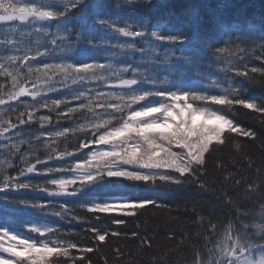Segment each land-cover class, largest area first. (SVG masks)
<instances>
[{
  "label": "snow or ice",
  "instance_id": "1",
  "mask_svg": "<svg viewBox=\"0 0 264 264\" xmlns=\"http://www.w3.org/2000/svg\"><path fill=\"white\" fill-rule=\"evenodd\" d=\"M151 3L0 0V77L11 80L7 91L0 83V106H7L0 109V214L31 217L22 221L23 232L0 223V264H94L89 254L99 253L106 237H127L118 230L126 217L139 219L148 206L171 212L170 205L149 198L153 192L186 185L215 200L185 209L190 221L170 217L200 229L195 235L203 236V248L193 246L191 264H264V96L251 97L244 86L264 87V66L249 67L245 56L234 55L264 62V22L233 24L217 34L201 32L195 17L177 26L146 18L131 22L119 14ZM213 67L222 74L211 80L215 92L192 79ZM61 91L59 98L49 96ZM41 109L49 114L39 115ZM244 109L258 119L259 134L233 119ZM9 110L17 113L16 123L5 118ZM65 121L74 126L60 127ZM36 122L39 135L31 132ZM70 136L79 137L72 151ZM236 137L253 141L258 166L249 145ZM224 148L237 159L229 165L217 158V186L209 179L208 158ZM242 168H254L255 180H245ZM225 209L223 217L216 215ZM112 213L122 215H100ZM49 217L75 222L81 231L61 228ZM184 232L181 244L188 239ZM172 238L170 233L166 239ZM140 242L151 245L149 237ZM167 255L153 256L150 264H172Z\"/></svg>",
  "mask_w": 264,
  "mask_h": 264
},
{
  "label": "trees",
  "instance_id": "2",
  "mask_svg": "<svg viewBox=\"0 0 264 264\" xmlns=\"http://www.w3.org/2000/svg\"><path fill=\"white\" fill-rule=\"evenodd\" d=\"M139 2V0H137ZM183 4V6H182ZM182 6V7H181ZM195 6V7H194ZM119 14L126 20L131 22H138L141 19H148L152 24L157 23H175L179 26L181 23L190 22L193 17L197 18L200 22L201 32H213L217 34L221 31H227L231 29L233 24H240L242 28L251 25H261L264 22V0H152L151 6L138 10V12L133 13L130 9L120 11ZM224 22V28L220 29L217 25V21ZM224 39H228L227 36ZM244 47V45H241ZM235 56L243 55L246 57L245 62H249V67L252 66H264V62L255 60L250 57L248 53H237ZM232 59L234 57H228ZM222 74L219 73L216 67L209 68L206 71L204 77H196L194 74L192 79L199 80L198 86H209L210 91L215 92L216 89L211 85L212 79H218ZM238 80H243V78H237ZM0 83L5 84V91L11 88L10 78L0 77ZM30 86V85H29ZM244 86L248 87L249 91L247 95L255 98L264 96V87L260 85L249 86L247 82H244ZM89 87H96L95 84L89 85ZM105 90V89H101ZM64 92H58L55 94H49L51 98H59ZM29 103L32 102L31 98H24ZM156 99V97L150 98ZM15 106V102H13ZM7 106H0V109ZM22 109H18L20 111ZM251 110H241L240 113L233 117L237 123H240L243 127H251L260 133L261 125L254 114L249 115ZM48 110L41 109L39 115H47ZM17 113H13L10 110L5 112V118L11 119L13 123H16ZM54 116V114H53ZM26 118V117H25ZM74 126L69 121L62 122L60 127H71ZM47 130H54L48 125L43 126ZM41 125L39 122L33 123L31 132L34 135H39V130ZM22 132H27L26 126H20ZM234 136L236 134H233ZM22 138H27L23 136ZM241 143L249 145V148L254 152V158L257 159V166L259 165V153L256 149H252L251 145L253 141L247 137H236ZM79 137L70 136L67 144L68 150L72 151V148L77 144ZM3 140V137H0ZM254 143L258 144L259 141ZM27 146H22V150ZM59 147L63 149L65 147L64 142L59 143ZM87 149L82 150V152L76 153L77 156H81L82 153H87ZM41 156L43 158V149H41ZM207 156V154H206ZM217 158L225 161L227 164H231L232 161L237 159V156L230 151L228 148H224L222 152H214L212 156L208 158V171L210 181H215L217 186H219L220 174L214 167ZM5 159V154L0 152V161ZM11 164L14 166H19L18 160H11ZM39 167V166H38ZM230 171H235V169L229 167ZM226 174V173H225ZM241 175L244 176L245 180L252 181L256 178V173L254 168L244 169L242 168ZM240 177H237L239 179ZM39 179H42L40 177ZM246 185L241 184L239 189L241 195H243V190ZM232 185H229L228 191L231 193ZM29 198H39L46 199L43 194L36 196L35 194H29ZM149 198L156 199L159 203L170 205L171 212L168 209H154L151 206L147 207L146 211L138 213L136 216L126 217V225L119 226L120 231L127 232V237H106L105 242L101 244V251L99 253L93 252L89 256L93 259L94 264H104L106 259L108 264H128L129 261L134 262V264H150L151 258L153 256L161 255L167 252L165 259H171L172 264H191L193 257V246L196 248H203L204 240L203 236H196L195 233L199 232L200 229L196 228L191 223L180 224L172 221L170 217L179 216L181 219L192 220L189 212L184 211L185 209H191L193 204L199 208V202L202 201H213L214 197L211 193L197 195V189L194 186H184L180 189H173L171 187H161L159 191L153 192ZM60 202H64L62 198H56ZM233 199L236 196L233 195ZM69 203H79V200L75 198H68ZM229 211L225 209L224 212L217 211L216 215L223 217L224 213ZM80 214H85L82 211ZM102 218L108 215H122L120 213L112 214H100ZM28 216H17L14 213H9L7 217L0 214V223L7 222L12 226L14 231H26L22 226V221L30 219ZM49 221L54 224H58L61 228H74L76 231H81V226L76 224H68L65 221H60L58 218L49 217ZM107 223V221H105ZM115 230L117 226H112ZM187 228V237L183 244L180 243L181 239L185 236L184 229ZM136 231L138 236L133 238L131 232ZM173 234L172 239H166L169 235ZM83 235V233H81ZM149 237L151 239V245L141 244V238ZM79 238V237H78ZM87 243V241H84ZM179 245V247H178ZM89 246H91L89 244ZM210 246V245H209ZM119 248L124 256L117 257L116 249Z\"/></svg>",
  "mask_w": 264,
  "mask_h": 264
},
{
  "label": "bare ground",
  "instance_id": "3",
  "mask_svg": "<svg viewBox=\"0 0 264 264\" xmlns=\"http://www.w3.org/2000/svg\"><path fill=\"white\" fill-rule=\"evenodd\" d=\"M182 6H183V4H182ZM182 6H181V7H182Z\"/></svg>",
  "mask_w": 264,
  "mask_h": 264
}]
</instances>
